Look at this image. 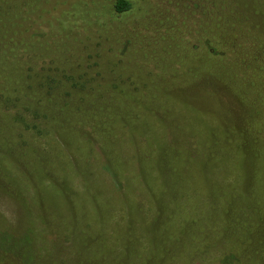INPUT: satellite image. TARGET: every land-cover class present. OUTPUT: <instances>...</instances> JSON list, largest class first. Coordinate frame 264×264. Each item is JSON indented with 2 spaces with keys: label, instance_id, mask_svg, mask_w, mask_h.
<instances>
[{
  "label": "trees",
  "instance_id": "1",
  "mask_svg": "<svg viewBox=\"0 0 264 264\" xmlns=\"http://www.w3.org/2000/svg\"><path fill=\"white\" fill-rule=\"evenodd\" d=\"M262 12L258 0H0V186L18 190L4 153L35 176L29 131L56 137L77 171L102 155L123 204L112 222L98 191L88 204L45 160L65 187L63 225L38 204L62 256L0 243V264H264ZM155 120L170 139L150 151L139 136ZM195 156L204 201L188 190ZM226 161L236 186L206 174ZM184 191L207 222L171 204Z\"/></svg>",
  "mask_w": 264,
  "mask_h": 264
},
{
  "label": "rangeland",
  "instance_id": "2",
  "mask_svg": "<svg viewBox=\"0 0 264 264\" xmlns=\"http://www.w3.org/2000/svg\"><path fill=\"white\" fill-rule=\"evenodd\" d=\"M199 0H188L189 3L195 4ZM258 5L264 10V0H258ZM263 18V12L261 13ZM249 52H253L248 50ZM263 109V105L257 108L258 112ZM213 112L220 115L215 109ZM233 115V112L230 111ZM195 131L199 136L204 139L207 135V128L203 125L195 124ZM26 137L24 148L27 149V156L31 161V164L35 168V176L26 174L23 166H19L16 158L10 157V155L4 153L6 156L1 157V163L3 164L5 171L9 175V178L17 185L18 190H13L11 194L4 191V187L0 186V243L7 246H11L21 241L25 244L29 251L34 252V258L39 256H45L46 258L53 259L56 254L61 255V242L59 238L52 233V229L49 227V222L46 219V215L41 211V207L38 204H43L51 208L50 215L52 218L56 216V224L63 225L62 209L65 208V200L61 196V192H64V186L60 185L59 181L55 183L54 175L43 169V163L45 160L54 162V165L59 167V175L64 179V183L67 184L68 189L81 194L86 201L91 205L89 199V193L99 192V197L109 205L110 219L111 221H117L122 218L123 204L121 198L116 190L115 181L110 174V171L106 167L105 158L97 152L93 153L91 161L85 171H77L74 168L71 157L60 141L51 135L46 137H36L29 131H23ZM139 139L143 143H149L150 151H157L160 144L165 143L170 139L168 129L164 127L160 122L153 121L148 125L146 134L140 135ZM133 144L128 135L124 140V154L126 157L132 156ZM23 158V162L29 159ZM192 157V156H190ZM200 157H193L187 166V171L191 175V182L188 184L190 187L188 190L192 191L193 186L196 189L193 191L198 192L201 195V201L205 198V186L202 185L205 176L204 171L200 165ZM223 165L215 166V169L207 171L206 174L219 180L220 184H231L233 186L238 185L237 175L239 170L235 164H230L231 161H226ZM129 169L131 172L135 170V166L130 161ZM56 184V185H55ZM4 188V189H2ZM20 190V191H19ZM60 190V191H59ZM60 192V194H59ZM66 193H69L66 191ZM183 197L177 199H170L171 204H179V208L188 214H193L197 217L199 224L207 222L205 216L200 214V211L195 208L202 209V207H196L191 204L187 193L184 191ZM67 200V199H66ZM197 203H202L198 202ZM171 205V206H173ZM197 211L196 213L193 211ZM206 226V225H204ZM201 232V230H200ZM28 238L27 240L25 238ZM224 237L219 238L216 243L212 244L213 250L222 251L219 244ZM217 244V245H216ZM21 246L17 245L16 247ZM207 248H210L207 245ZM60 253V255H58Z\"/></svg>",
  "mask_w": 264,
  "mask_h": 264
}]
</instances>
